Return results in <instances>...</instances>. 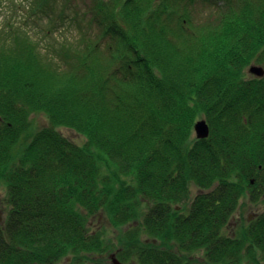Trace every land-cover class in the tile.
Segmentation results:
<instances>
[{
	"label": "trees",
	"instance_id": "obj_1",
	"mask_svg": "<svg viewBox=\"0 0 264 264\" xmlns=\"http://www.w3.org/2000/svg\"><path fill=\"white\" fill-rule=\"evenodd\" d=\"M83 13L73 38L0 30V264H96L107 246L136 264L192 249L240 264L244 242L264 256V209L238 240L225 231L242 199L264 203V76L246 74L264 68V0H89ZM32 113L47 124L32 130ZM93 217L117 243L89 232Z\"/></svg>",
	"mask_w": 264,
	"mask_h": 264
},
{
	"label": "rangeland",
	"instance_id": "obj_2",
	"mask_svg": "<svg viewBox=\"0 0 264 264\" xmlns=\"http://www.w3.org/2000/svg\"><path fill=\"white\" fill-rule=\"evenodd\" d=\"M66 0H45L43 6L40 9L34 11L33 7H35V0H0V30L3 29L8 23H23V26L29 30V33L33 36V38L39 39L43 37L45 31L50 29L49 31L53 32L54 35L60 37H70L73 38L78 33L79 26H85V23H80L79 20L82 18L84 20L88 19V15H84L83 10L86 5L89 3V0H78L75 4L74 9L78 10L79 15L77 18L73 15L72 11H69L65 7ZM73 2V0H70ZM60 14H65L66 16L62 21L59 17ZM79 22V25L76 23ZM77 24V25H76ZM22 25V24H21ZM96 26V23H93ZM7 39H5L6 41ZM39 42L42 41L40 40ZM254 65V64H251ZM249 65L246 69V74H251L248 72ZM259 65V64H257ZM261 66V65H259ZM262 67V66H261ZM264 69V68H263ZM253 75V74H252ZM31 121V129L36 130L47 124V118L42 113H32L30 116ZM59 131L68 138L72 140L82 143L83 138L82 135L78 134L74 130L61 127ZM195 193H197L196 188L190 189L189 197H192ZM6 187L3 182L0 181V224L2 223L3 218L5 217L7 211L6 205ZM264 209V203H259L258 205L251 204L247 201V199H242L239 202V205L232 217L230 218L226 232L230 231L231 233L235 232L237 239L240 238L242 231L247 229L249 221L253 218V214L258 211ZM89 224L91 228L89 232L95 233L99 232V234L104 236L106 244L112 242V244L117 243V236L120 235L119 229H112L108 223L103 219H97L93 217L90 219ZM122 229V227H121ZM150 237V235H149ZM147 236L142 233L141 240L143 242L147 241ZM150 240V239H148ZM245 248L243 250V258L241 259L240 264H264V259L262 257L263 254L261 251L252 253L253 248L248 247V243L244 242ZM118 247V246H117ZM106 252L103 254L97 252L95 256H93L92 261L97 264V260L100 259L103 264H111V256L113 255L116 259L117 257V248L107 246ZM196 254H202L198 249H192L189 252L178 253L177 258H192V260L196 257ZM254 255L249 257V255ZM70 257H64L59 264H72L69 263ZM122 264H136L134 263V258H129L128 261H122L118 259ZM136 260V258H135ZM195 264H198L195 262Z\"/></svg>",
	"mask_w": 264,
	"mask_h": 264
},
{
	"label": "water",
	"instance_id": "obj_3",
	"mask_svg": "<svg viewBox=\"0 0 264 264\" xmlns=\"http://www.w3.org/2000/svg\"><path fill=\"white\" fill-rule=\"evenodd\" d=\"M248 72L253 74L254 76L262 77L264 76V69L263 67L259 65H251L248 68ZM193 131L195 134V137L198 139L206 138L209 133V127L205 120L200 119L197 120L193 125ZM111 262L112 264H122L119 262L114 256H111Z\"/></svg>",
	"mask_w": 264,
	"mask_h": 264
},
{
	"label": "flooded vegetation",
	"instance_id": "obj_4",
	"mask_svg": "<svg viewBox=\"0 0 264 264\" xmlns=\"http://www.w3.org/2000/svg\"><path fill=\"white\" fill-rule=\"evenodd\" d=\"M262 211V210H261ZM260 211H258V212H256L255 214H253V218H255L256 217V215H257V213H259ZM252 218V219H253ZM251 219V220H252ZM250 220V221H251ZM250 221H249V223H248V226L247 227H249L250 226ZM226 234L227 235H229V236H231L232 238H235V239H237V235H236V233L235 232H233V233H231L230 231H227L226 232ZM238 240V239H237ZM175 251H178V249H174ZM204 251V250H203ZM203 253V252H202ZM207 253V252H206ZM189 257V256H188ZM188 257L186 258V261L187 262H189L190 264H195V262H197L198 264H204V257H202L201 256V254H196V257L192 260V258H189L188 259ZM184 264H186V263H184Z\"/></svg>",
	"mask_w": 264,
	"mask_h": 264
},
{
	"label": "bare ground",
	"instance_id": "obj_5",
	"mask_svg": "<svg viewBox=\"0 0 264 264\" xmlns=\"http://www.w3.org/2000/svg\"><path fill=\"white\" fill-rule=\"evenodd\" d=\"M174 249H177V248H174ZM173 248H171L170 250H172V251H175ZM175 252H178V251H175Z\"/></svg>",
	"mask_w": 264,
	"mask_h": 264
}]
</instances>
